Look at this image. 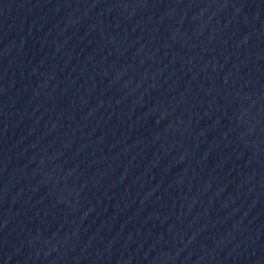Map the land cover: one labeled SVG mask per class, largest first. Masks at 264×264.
I'll return each instance as SVG.
<instances>
[{
    "label": "water",
    "instance_id": "obj_1",
    "mask_svg": "<svg viewBox=\"0 0 264 264\" xmlns=\"http://www.w3.org/2000/svg\"><path fill=\"white\" fill-rule=\"evenodd\" d=\"M0 251L264 264V0H0Z\"/></svg>",
    "mask_w": 264,
    "mask_h": 264
}]
</instances>
